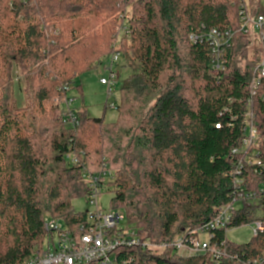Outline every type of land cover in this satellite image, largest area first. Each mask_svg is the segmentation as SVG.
Instances as JSON below:
<instances>
[{
	"label": "trees",
	"instance_id": "1",
	"mask_svg": "<svg viewBox=\"0 0 264 264\" xmlns=\"http://www.w3.org/2000/svg\"><path fill=\"white\" fill-rule=\"evenodd\" d=\"M240 1L0 0V264L28 260L46 235L45 215L73 226L84 218L73 200L88 192L81 175L92 170V162L115 169L111 208L125 210L128 221L155 244L194 233L232 204L240 160L248 189L264 183V172L256 175L245 154L234 153L243 146L251 108L260 134L255 146L264 161V84L256 95L250 91L262 56L258 37L235 32L221 75L209 64V42L188 39L212 28L239 29ZM261 2L248 0L251 14ZM129 6L120 42V15ZM119 51L127 57L132 52L141 70L123 80L114 122L91 117L82 107L78 125L66 127L53 109H44L53 93L66 96L58 84ZM17 67L33 92L37 87L35 109L14 106ZM78 90L83 98L81 85ZM43 122L57 128L49 140L39 129ZM71 151H84L85 164L70 165ZM258 197L259 206L239 205L227 229L251 225L257 217L263 229L246 243L227 238L228 255L218 263L209 255L182 258L172 248L120 251L133 264H238L235 255L255 260L264 254V196ZM225 231L218 238L225 239Z\"/></svg>",
	"mask_w": 264,
	"mask_h": 264
},
{
	"label": "built area",
	"instance_id": "2",
	"mask_svg": "<svg viewBox=\"0 0 264 264\" xmlns=\"http://www.w3.org/2000/svg\"><path fill=\"white\" fill-rule=\"evenodd\" d=\"M261 5L262 7L255 14H251L247 0H241L239 5L241 27L238 31L246 35L255 34L258 37L260 48H262L261 60L255 67L252 76L251 96L256 95L259 88L264 84V3L261 2ZM235 32L236 30L232 29L212 28L207 32L190 35L192 43L209 42V64L217 75H221L227 69V51L233 42ZM121 57V52L113 55L106 67L108 77L101 79L102 84L108 88L107 95L109 98L112 96L116 84H118L119 74L114 69V65L119 62ZM74 87L75 84L69 83L64 87V91L69 92ZM70 100L72 102V99ZM110 100L107 101L108 106L117 109L118 103L115 100ZM67 102L71 103L69 100ZM65 116L75 123L78 122L74 111L66 112ZM244 120L243 146L239 150H234V153H244L246 163L251 165L256 175H260L264 172V161L259 157V154L252 157V151L249 148L259 140L260 136L257 121L251 108L248 109ZM216 127L220 128L221 125L218 124ZM69 153L75 154L67 162L72 166H81L82 157L86 153L82 151L79 155L71 151L67 153V158L72 155ZM244 164V161L240 160L233 172L235 194L232 204L220 208L217 215L209 223L194 233L179 236L168 243L156 244L144 239L139 227L128 221L127 214L123 209L100 208L99 197L105 189V180L111 181L115 177L112 169L104 164L97 174L84 170L82 178L88 185L85 198L91 209L79 212L84 215V218L75 226L68 225L61 218L45 215L46 235L42 243L34 247L31 256L23 264H133L134 258L125 259L121 251L136 247L172 248L182 258L209 255L212 261L218 263L228 255V249H226L227 227L231 222L232 213L240 208L236 205L245 204L250 208L255 205L259 206L261 197H258V194L264 196V183L255 190L247 188L248 181L244 174ZM254 225L253 234L256 235L259 230L263 229V223L257 217ZM220 230H226V238L223 240L217 235ZM233 259L238 264H264V254L255 260H241L238 255H235Z\"/></svg>",
	"mask_w": 264,
	"mask_h": 264
},
{
	"label": "rangeland",
	"instance_id": "3",
	"mask_svg": "<svg viewBox=\"0 0 264 264\" xmlns=\"http://www.w3.org/2000/svg\"><path fill=\"white\" fill-rule=\"evenodd\" d=\"M117 1L119 3L121 2V0H117ZM247 3H248V0H247ZM240 4H241V1H240L239 5ZM127 9H128L127 12H125V13L123 12L120 15V19L121 18L123 19V20H121L122 21L121 28L118 30V36H119L118 40L120 42H121V35H123L122 34L123 31H125L129 26L127 24V21L129 19V17L131 16L132 9L130 8V6L127 7ZM235 30L237 32L239 29H235ZM188 39L191 43L190 36ZM118 45H119V42H117L114 45V47H118ZM116 53H118V52H115L114 54H116ZM121 53H122L121 59L119 60V62L117 64L114 65V69L119 74L118 84H116V87L113 89V93L111 94L112 96L110 98L107 95L108 94V88H107V86L102 84L101 79L108 77L106 67H107L108 63H110L111 58L113 57L114 54H112L111 56H108V57H101V59L99 60L101 62L98 64V66L96 68H94V70L89 71V72H85V73L81 74L79 77L70 78L69 80H67L66 82H64L62 84L61 83L58 84L57 89L61 87V89L63 88V91H64V87L69 83L75 84V87L71 91L67 92L65 97H60L56 93H53L49 100L43 102V105L45 107L44 109L46 111H52V109H53V111H55L54 114L57 117H59L62 121H64L66 127L68 125L71 127H75L79 123V122L75 123L72 120H69L68 118H66V116H65L66 112L74 111V112H76V114H78L79 110H81L82 107H84L88 111V115L91 117H94V118L95 117H102L104 115L105 121L107 123L114 122L117 119L118 110L115 108H110V106H108L109 109H107V111H105L104 106L107 104V101L109 102L110 99L115 100L118 103L120 100V95H119L120 89H121L123 82H124L123 80L126 79L128 76H130L134 73H137L141 70L140 63L138 61H135L132 59V52L128 51V53H129L128 57L124 54V52H121ZM12 84L13 85H12V89H11V97L13 98L14 106L18 107V108H22V109H24V108L25 109H27V108L31 109V107L33 106V109H35L36 99L34 98V95H35L34 93L37 90V87H36L35 91L33 92V90L31 89V85L27 83V81L25 80V77H24V73L22 74L21 69H19V67H17V70L14 74V79H13ZM80 85L83 88V96H84L83 98L79 95L78 87ZM70 99H72V102ZM67 100H69L71 103L67 102ZM37 112H38L37 113V121H39L41 118L39 115L42 114L43 112L40 110H38ZM42 126L44 128H39V129H40V131L41 130L46 131V133L43 135V137L47 140L51 139L53 137V134H55L57 132V128L55 126H50V125L46 126L45 122H43ZM259 140H260V136H259ZM259 140H257V142L255 141L256 143L249 147L250 149L253 148L252 157L257 156L260 153V151L258 149V145L255 146L256 144H259V142H260ZM69 154H72V155H70L68 158L66 156L67 160L74 157L73 155L75 153L74 154L69 153ZM78 154L80 155V153H78ZM82 158H83V160L86 159V154ZM80 159H81V156H80ZM106 159L107 158H104V161H106ZM89 163H91V162H89ZM82 164L84 165L85 161L81 162L80 165H82ZM95 165L96 164H94V162H92V165H91L92 170H89L88 168H85L84 170L88 171L92 174H97L101 169H100V167L97 168ZM84 170L82 171V174H83ZM112 171L114 172L115 177H114V179H111V181H109L107 179L105 180V183H104L105 189L102 191V193L100 194V197H99V205H100V208H102V209L111 207L112 199H113V197H115V192L117 191V187L114 185L117 175H116L115 169H112ZM82 180H84V179L82 178ZM236 206L240 207L239 204H237ZM73 207H74V210H76L77 212H84V211H88L91 209L87 203L85 195L83 198L74 199L73 200ZM254 226L255 225L253 223L251 225H243V226L238 227V228H230L227 231L228 239L231 240L232 242H235L238 244L246 243V242L250 241L255 236L253 234ZM203 237H206V236H203ZM37 244H40V243H37Z\"/></svg>",
	"mask_w": 264,
	"mask_h": 264
}]
</instances>
